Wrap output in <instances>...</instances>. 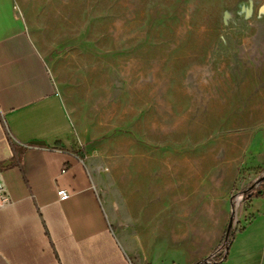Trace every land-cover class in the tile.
I'll return each mask as SVG.
<instances>
[{"label":"crops","instance_id":"0c3cea01","mask_svg":"<svg viewBox=\"0 0 264 264\" xmlns=\"http://www.w3.org/2000/svg\"><path fill=\"white\" fill-rule=\"evenodd\" d=\"M88 2L0 0V163H19L0 171L12 202L0 209V264H196L218 248L232 219L244 229L224 264H264V196L237 205L233 194L240 168H264V73L254 98L232 102L241 132L219 146L226 158L192 165L181 183L175 213L197 216L193 223L168 222L162 191L115 192L127 202L109 204L89 161L95 138L80 93L51 59L66 55L73 38H88L87 23L103 22L102 5Z\"/></svg>","mask_w":264,"mask_h":264},{"label":"rangeland","instance_id":"374dc122","mask_svg":"<svg viewBox=\"0 0 264 264\" xmlns=\"http://www.w3.org/2000/svg\"><path fill=\"white\" fill-rule=\"evenodd\" d=\"M88 1L102 5L103 22L87 23L89 37L51 59L80 93L99 189L115 205L127 202L115 192L162 191L168 222L193 223L197 216L175 213L181 183L192 165L224 160L219 146L241 132L232 102L254 98L264 73V0ZM251 170L240 168L237 205L258 177Z\"/></svg>","mask_w":264,"mask_h":264},{"label":"trees","instance_id":"16d2710c","mask_svg":"<svg viewBox=\"0 0 264 264\" xmlns=\"http://www.w3.org/2000/svg\"><path fill=\"white\" fill-rule=\"evenodd\" d=\"M7 163H0V171H4L19 165L16 160H13L10 165L6 166ZM251 171H255L257 176H260V179L256 183H251L244 190L245 192V204H249L252 201L253 197L256 196H264V181L260 182V180L264 177V168L254 169ZM233 220V219H232ZM244 228H240L239 230H234L233 227H227L221 244L216 249L214 254H212L207 259L200 261L196 264H224L227 259L228 250L234 241L237 233L243 231Z\"/></svg>","mask_w":264,"mask_h":264},{"label":"built area","instance_id":"2783aa9c","mask_svg":"<svg viewBox=\"0 0 264 264\" xmlns=\"http://www.w3.org/2000/svg\"><path fill=\"white\" fill-rule=\"evenodd\" d=\"M58 196L61 201H67L69 199V194L66 190H60ZM12 202L8 197L3 186L0 185V209L11 206Z\"/></svg>","mask_w":264,"mask_h":264},{"label":"water","instance_id":"95a60500","mask_svg":"<svg viewBox=\"0 0 264 264\" xmlns=\"http://www.w3.org/2000/svg\"><path fill=\"white\" fill-rule=\"evenodd\" d=\"M32 146H38V147H45L46 146V143L45 142H33L31 144ZM264 181V177L260 180V182H263ZM234 224V219L231 220L230 224H229V228H231Z\"/></svg>","mask_w":264,"mask_h":264}]
</instances>
